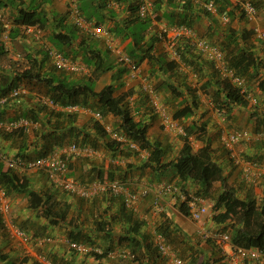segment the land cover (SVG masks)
<instances>
[{"label":"trees","instance_id":"1","mask_svg":"<svg viewBox=\"0 0 264 264\" xmlns=\"http://www.w3.org/2000/svg\"><path fill=\"white\" fill-rule=\"evenodd\" d=\"M166 1L169 5V9L166 11L162 10L163 12L159 11L162 7L161 0L153 2V10H157L159 13L158 19L164 18L165 24L169 26L184 25L195 30L193 27L194 18L191 17L190 12L194 11V7L197 6L196 3L191 0ZM212 1L217 6V13L220 15L224 14L229 18V21L225 24L223 30L224 38L218 41L220 43V45H218L222 51H224L227 65L235 70V74L244 79L243 85L247 88L248 81L250 82L252 79H259L261 73H264V71L262 72V70H264V53L262 57H258L255 54L254 44L251 42L254 34L252 29L237 30L232 26L231 22L234 20L236 13L239 14V18L243 17L238 4H232L230 0ZM9 2L13 5L11 0H9ZM137 4L138 0L135 3H131L128 8L134 13L136 12ZM200 9L202 10L201 13L203 15L209 16V13L206 10L202 7H200ZM48 23H50L48 20L40 18L36 9L20 10L18 18L12 20V26L9 27L7 35L9 40L10 37L11 39H15L17 35L23 37L24 34H22V32L19 33V31H21V26L23 25H34L36 28H40L42 33V30H45ZM94 24L100 25L101 23L96 21ZM1 25L5 30L3 22ZM154 25L153 20H151L149 16L140 18L136 15L121 29L114 26L111 33L115 36L122 34V38L127 35L131 36L133 43L130 45L131 47L127 48L126 54L132 58L137 66L143 61L149 63V69L147 71L150 75L159 76L161 75L160 72L165 74L166 79L156 80L154 83L155 89L163 93L162 95L169 90L172 93L170 97L172 99H177L179 96L183 95V92L180 89V86L169 80V75H174L176 79L181 76L183 79L186 75L178 73L180 65L177 61L167 60L164 55L160 58L159 56L154 55L156 43L160 41L156 32L148 35ZM51 27L50 40L54 45L59 44L62 47L65 45L68 47L72 46L74 40L73 34H76L77 30L74 31L73 28L71 29V26L68 28L70 30H64L63 20L54 21ZM1 31L3 30H0V35H2ZM197 34L199 35V33ZM204 34L206 35V33ZM204 34L202 35L206 37ZM174 48L178 51L181 62H183L190 71L194 72L197 76H204L206 75L205 72L209 71L204 85L206 88L214 87V92L212 94L215 96L214 98H216L219 109L226 115V117H230L234 106H247V90L241 86L233 84L230 79L220 77L214 72L211 69V64L203 58L200 52L196 51V48L187 38L180 37L175 41ZM34 49H36V47ZM43 50L42 47L33 50L35 54L37 52L41 53V59L30 57L32 58V63H30V66L20 74L16 76H11L9 73L1 74L0 97L8 96L11 89L20 85L22 80L27 82H40L46 86L47 95L56 103L60 105L76 104L81 107H88L93 112H98L103 120L108 115L117 117L119 119V124L116 129L112 128L107 131V128L102 121L92 117L85 121L84 124L80 125L78 124V114L75 112L68 113L53 110L44 105H35L26 108L25 110H21L18 115V117H25L33 122L39 123V129L35 131L34 134L36 136L33 139L34 141L31 140V144L29 143V134L21 129L10 132L0 131V136L3 140L9 144L16 142L17 154H15L14 157L22 156L23 158H34L45 156L55 148L65 146L69 143H76L80 146L88 147L92 149L93 152H97V149L102 146L111 154V156L124 153L127 156L137 155V153L143 149L147 152V155L142 162L141 168H148L156 178L166 174L167 170H171L172 176H175L183 183L180 187L183 191L185 190V184L187 182L201 184L200 192L203 194L209 192L215 181L223 183L222 190L218 193L213 202V221L220 225L230 221L231 227L228 232L230 233L232 243L235 246L264 248V202L260 205L257 203L255 197L250 195L240 198L236 194L234 188L226 186L223 167L214 159L208 138H206L204 144L196 150H193L191 146L189 136L195 134V137L202 138L200 135L205 133L204 131L207 125L206 121H201L199 123L194 121L188 124L185 127L183 142L176 157L164 161L165 149L158 141L149 140L144 132L146 124L144 122V116L137 115L139 117L138 119L135 117V115L141 110V97H138L139 101H132V99H130V101H132L130 102L131 104L138 102L136 106L131 108V104L129 105L126 97L131 95L132 90L115 95L114 92L116 86H114V83L106 84L97 90L96 82L90 75L80 80L65 75L57 76L54 75V73H47L42 70L44 61L48 59L47 52ZM58 50L64 54L61 49ZM86 51L87 50H85L83 59H85L84 61L86 62V65H93V71L95 73H105L113 68L111 62L105 61V59L98 54L99 51H96V57L89 56ZM1 54H4L2 43H0V55ZM27 56H31V54L27 53ZM70 58L77 61V58L73 55H71ZM124 70L126 69L121 66L119 73ZM182 72L184 73L183 70ZM145 77L148 79L147 75H145ZM116 78L117 76L115 79ZM117 82L120 86L124 84L122 80H118ZM149 82L151 83V81ZM151 85L153 86L152 83ZM182 85H184L189 93H192V91L195 92V89L193 90L185 85L184 81L181 83V86ZM257 85L261 91H264L263 78L257 82ZM16 98L17 97H14L12 99ZM166 98L168 99L169 97L165 95L163 99L166 100ZM197 98V95L192 93L190 101L183 99L182 103L173 110L172 117L176 120H181L193 116L195 110H197L199 106ZM7 101L4 105L0 106V119H4L5 111L3 107L8 103ZM40 114L42 116H40ZM113 134L123 135L126 141L135 143L138 149H131L130 142L118 141L116 138H113ZM93 154L77 155L70 158L68 162L69 175H72L77 180L85 183L94 180H103L104 178L107 180H117L115 178L119 173L128 176L130 172H133V168L135 169L137 166L128 164L127 168L121 169L122 167L118 166V164H110V166L108 165L110 168H108L107 171L109 169L111 170L107 172V176L105 177L103 176L105 171L104 165L101 160L98 161L91 158L90 156H94ZM246 156L247 159L253 162L261 163L257 158L250 157L249 155ZM85 162L88 163L87 165L89 167L82 171L80 167H82ZM50 185L56 187L55 185ZM0 189H5L7 193L18 192L25 194L27 196L28 207L45 217L49 224L47 226L53 228L55 225H61L60 228L63 229L72 225L71 230L65 235L67 242L84 243L82 241L92 239L93 236L89 232L84 231L85 228L83 226L84 222L90 220L89 218L91 217H85V219L81 220L79 219L81 218L80 213L76 214L77 210L85 209L93 211L97 206L98 201L102 199L106 201L108 207H110L118 200L115 196L109 194H102L91 198L73 197V194H70L63 189H60L62 190L61 194H64L61 197V195H56V192L52 190V187H47L48 191H42L40 189L36 190L30 185L27 176L21 175L11 168H4V163L1 159ZM67 195L71 197L68 201L65 199ZM173 195H175V193ZM60 197L63 199V202H60L61 199H58ZM74 200L76 202H73ZM89 201L90 203L88 205L87 203ZM179 210L185 216L189 215L185 201H182L179 204ZM116 212L115 216H106L95 220L97 225L95 229L103 232L105 236L111 238L112 233L110 234V228L108 227L113 225V223L119 221L123 222L124 224H121L122 231L118 234V243L126 244V251L128 252L127 257L131 256L133 260L138 263L140 258L142 260L143 256L146 255L147 258L144 264H160L162 262L161 256L158 253V250L151 246L150 238L148 239L145 235V231L142 229L145 228V223L142 219H139L136 216L138 213L126 209L123 203L119 205ZM70 214L73 216H70ZM77 221L81 225V227L79 226V229L73 225H77ZM2 227L0 219V228ZM156 229L157 232L166 237L165 239H167V241L169 240V243L175 239L173 236H176L175 234L178 233L177 229L172 225V222L168 218H164L159 224H157ZM30 239L31 242L34 241V244L37 243V239H33L32 236H30ZM93 244L99 245L96 240ZM212 244L214 245V243ZM66 246L67 250L64 249L62 251L63 253L56 250L54 253L50 254L49 258L52 264H84L80 262L81 258L78 255L79 252L70 248L67 243ZM112 249L115 250L113 247H108L100 254L95 252L92 254L97 259H101L107 257L108 252L113 251ZM119 251L126 252L124 249H120ZM216 251L221 258L218 257V261L221 260V263L224 264V262H222L223 256L220 251L217 248ZM188 257L191 259L192 256ZM6 258V256L0 255L1 260H5ZM5 264H13V262L6 261ZM198 264H208V260L202 258Z\"/></svg>","mask_w":264,"mask_h":264},{"label":"rangeland","instance_id":"2","mask_svg":"<svg viewBox=\"0 0 264 264\" xmlns=\"http://www.w3.org/2000/svg\"><path fill=\"white\" fill-rule=\"evenodd\" d=\"M68 28H69V26L67 27V29ZM153 29L155 32L157 30V25H154ZM202 32L199 33L198 37L202 36L204 38V36L202 35L204 33H202ZM47 33L45 32V30H42L41 36L39 38H37V40H35V39H33V40L38 41V42L39 41L44 42L43 38H45L47 36ZM42 35H43V37H42ZM25 37H26V39L29 38L27 35H25ZM205 38H207L210 41H213L214 43L219 44V45H220V43L218 41L220 39H222L221 37H218V38L216 37L215 39H211V37L210 38L205 37ZM6 39L8 41V38H6ZM2 44H3V42H2ZM4 46H5L4 54L0 55V77L2 76L1 75L2 73L3 74L9 73V75H11V76H16V75L20 74L22 71L26 70V68H28L30 66V63H32L31 62L32 58L41 59V57H42V56H40L41 53L37 52L35 54V52L33 50H36V49H34V47L31 46L28 41L26 43L23 40L22 41H17V40L9 41V43L7 45L4 44ZM57 46L62 48V46L59 44ZM115 46L117 48H119V46H117V45H115ZM156 47H158L157 49L155 48L156 51L161 52L166 57L167 60L173 59L172 50L166 44V42L163 39L158 41V43L156 44ZM7 48H9V49H7ZM49 48H52V47H49ZM43 49H45L47 51V48L43 47ZM122 52H124V51H122ZM27 53L31 54V56H27ZM32 53H33V55H32ZM114 55L115 56H113V57L114 58L116 57L115 61H117L118 55L116 53ZM67 56H69V55H67ZM30 57H32V58H30ZM174 59H176V58H174ZM115 61L112 60V62H111V65L113 67H115V65L113 63ZM117 63H118V65H120L119 61H117ZM6 69H8L9 72L6 71ZM208 69H210V68H208ZM42 70L47 72V73H49V72L54 73V75H57L55 72H59V75H65V76H68V77H71L74 79H80V80L83 79L84 77L90 75L96 81L101 76L104 78L103 82H110V83H114V84H116V82L119 80V77H121L122 78L121 80L124 84L122 86H119V88H117L115 90L114 94L119 95L122 92L125 93V92L132 90L131 95L129 97L127 96L129 105L131 104L130 102L135 100L134 99L135 96L133 94H135V93L141 94V91L139 90L140 89L139 84H141L142 78H145L144 76L147 75L148 79L146 78L145 81L146 82L151 81V83L153 84V88H154L155 92L158 94L159 98L161 99V102L165 106L166 110L168 111L169 116L175 121L176 128L169 130V131L165 130L161 124V119L157 116V114H154L152 112V110L149 106L148 98H146V96L142 95V94H141L142 96L140 98L141 99L140 102L142 103V107H141L142 109L135 115V117H136V119H138L139 117L137 115H143V116L146 115V118H144V122L146 123L145 128H144V132H145L146 136L149 138V140L158 141L161 144V146L165 149L164 161L174 159L176 157L181 145H182L184 134L179 133L177 131V129L180 128V129L185 130V127L188 124H190L191 122H194V121L199 123L200 122L199 120H202L201 118L203 117V114H201V116L198 119H195L196 115L198 116V112H195L194 117H189L188 119H185V120L174 119L172 117L173 110L175 108H177L180 105V103L177 102V99H174V98L172 99L170 97L172 95V93L169 90L167 93L162 95L163 93L157 91L155 89V85H154V83L156 82L157 79H160V80H163V78L166 79L165 76L164 77H161V75L152 76L145 69L141 70L140 77H136L134 79L129 78V74H127L126 70H124L123 72H120V73L118 72L117 75H112L113 73H110L108 71H107V73H104V72L95 73L93 71V68H89V70H88L87 67H85V69L82 71L73 72L70 74L68 71H62L61 72L58 68H56L52 64V61L50 60V58H48L44 61V66H43ZM183 70H184L183 74L186 75L185 78L182 79V76H181V77H179V78L177 77V79H175L176 77L174 75L173 76L169 75L170 76L169 80L174 81L176 83L178 81L179 82L184 81L185 85L189 86L193 90L195 89V92L192 91V93H196V95H198L200 93L199 104L200 103L208 104L207 100L211 99V105H208V106H210V108L208 106H206V107L208 108L207 112L211 111L210 113L214 114V117H212L214 120L213 126H214V128L217 129V131H215V133H209V128L206 126V129L204 131L205 133H202L200 135V136H202V138L195 137L196 136L195 134L190 135L189 141L191 143L193 150H196L200 146H202L204 144L207 136H209L208 139H209V145L212 149V155H213L214 159L216 161H219V164L223 167V175L225 177L226 186L227 187L231 186L232 188H234L236 191V194L240 198H244L247 195L254 196L257 203L261 205L264 202V177L263 178H262V176L260 178L258 177V180H256V182H254V183L246 182L243 179V177L241 176L240 171L230 161V159L227 155V152L222 147L220 140H219V134H220V131H221L223 126H225L226 128H229V129H247L251 133H253L255 136L257 133L264 132V91H261L257 85V82L261 78L264 79V73H261V76L259 79H256V80L252 79L250 82L249 81L247 82L246 90H247L248 94H250L251 97H255V99H256L255 103H252V101H251V102H248L247 106H238V107L234 106L232 108V111H234V113L233 114L231 113L230 117H226V119L222 123L219 124V123H217L218 118H217V114H216V110L219 109V107L217 105L216 98H214L215 96H213V94H212L214 92V87L206 88L204 85V82L207 78L206 76H207L209 71L205 72L206 75H204V76H197L194 72L190 71V69L188 67H187V69H183ZM263 71L264 70H262V72ZM116 76H117V78L114 80L113 78ZM100 84L97 85V89H99V87L102 88L104 86V85H100ZM20 85L25 86L27 92L23 95H20L16 99H12V98L8 99V101H7L8 103L3 107V109L5 111L4 119L18 118L19 112L21 110H25L26 108L33 107L35 105H42L41 103L38 102V99L40 101V99L42 97L47 96L46 86L43 83L34 82V81L33 82H27L25 80H22ZM134 85L138 86V88H139L138 91L133 88ZM180 89H181V87H180ZM187 93H189V92L187 91ZM165 95H167L169 97L168 99L166 98V100L163 99ZM131 96H133V98ZM130 97L132 98V101L129 100ZM190 99H191V95H190L189 101H190ZM136 103L138 104V102H136ZM133 106H134V104L130 105L131 108ZM41 114H40V116H42ZM234 115L236 118L235 117L232 118ZM90 118H92L91 113H89L88 115L85 114L83 116H80L78 118V120L80 119L78 124L81 125L82 121L85 122V120H89ZM102 122H103L104 126L110 128V129H112V128L116 129L118 124H119V119L115 116L108 115L104 120H102ZM238 123H240V124H238ZM255 126H257V128H255ZM38 129H39V124H36V126L32 127L30 132H28L30 144H31V140L34 141L33 139L36 136L34 133ZM120 135L121 134H118V136H120ZM123 135H122V137H124ZM255 136L252 137L250 140L239 142V144H237L235 146V151L237 154H239L243 158H246L247 157L246 155H249L250 157L257 158V159H259L261 164L264 165V140L253 139V138H255ZM0 146H1V150L4 152V154L9 156V157H12L15 154H17L16 142L9 144L5 140H3V138L0 136ZM252 149L254 150V152L252 151ZM255 150H258V153H255ZM93 155L94 156H90V157L94 158V160H98V161L101 160L102 163L108 162L109 166H110V164H118V166L122 167L121 169L127 168L128 164L137 165L135 169L133 168V172H130L128 174V176H124L122 173H119L115 179L125 182L130 189H131V186L135 187L137 185H143V184L150 185L151 190L148 193V195L145 198H143L142 204L140 202V204L138 205V207H140V205H141V210L139 208V210L137 212L138 214H136V216L139 219H142L144 221L145 225L147 226V229H145V235L148 237V239L150 238L151 246L153 248H155L154 235L157 232L156 228H157L158 223L157 222L151 223L150 222L151 218L146 217V213L150 210L152 203H153V200L155 198L154 188L156 185H158L161 182L173 183V184H176L178 187H181L183 183L178 178H176L175 176H172L171 170H167L166 174H163V175L156 178L155 175L148 168L142 169L141 168L142 162L147 155V152L143 149L140 150L137 153V155L127 156L124 153V154H116V156H111V154L105 148L100 146V148L97 149V152H94ZM87 160H89V159H87ZM87 162H85L83 164V166L80 167V169L82 171L86 170L87 167H89L87 165L88 164ZM4 168H6L5 164H4ZM20 174L27 176V178H29L30 185L32 187H34L36 190L40 189L42 191H48L47 187H52V190L54 192H56V195H61V197L64 195V194H61L62 190H60V188L51 186L49 184L47 176L43 172L36 171V172H27V173H20ZM200 187H201V185H197V184L195 185L194 182H189V184H187V183L185 184V190L184 191L182 189L181 190L185 194V197L189 196L188 198H190V196H203V197H205L210 204L208 212L202 217L200 222L193 221L191 218H189V216H187L188 219H186V223L191 228L192 231L188 230L187 231L188 234L186 236H183L182 234L178 235V233H177V234H175L176 236H173L175 238V239H173L174 241L172 240L169 243L168 242L169 240L167 241V239H166V242L170 245V247L172 248V250L175 252V254L177 256L183 258L184 264H198L202 258L207 259L208 264H222L221 260L218 261V257L220 258V256L217 253L215 246L212 244V242L205 241L204 238L201 236V234H199L197 232V230H198L199 226L205 227L207 229L218 228L221 230H227V231L230 230V227H231L230 221H227L224 224L220 225L218 223H215L212 219V216L214 215L213 202L216 199L218 193L222 190L223 183H221L220 181H215L212 184V187L209 190V192H207L206 194L205 193L203 194L200 192L201 191ZM1 190L6 194V197L9 200V204H10L9 210L10 211L8 213V219L12 222V224H15L16 226L28 231L29 234L31 232L30 230L34 229V227H35V229H41L43 226L46 227L47 225H49L48 221L45 217H43L40 213H36L35 210L30 209L28 207L27 196L25 194L18 193V192L7 193L5 191V189H1ZM61 197L58 199H61ZM73 197H78V196L74 195ZM174 197H175V201H177V203L180 204L182 202L180 199H177L176 195H174ZM116 199H118V198H116ZM60 202H63V199H61ZM117 202L121 203V201L119 199L115 203H117ZM143 205H145V206H143ZM94 206H96V205H94ZM98 206L101 207V205L99 203L97 204L96 207H98ZM114 206H116V205L113 204L112 208L115 210L116 207H114ZM118 206H117V208H118ZM110 209L111 208L106 207L105 209L103 208L100 213H99V211H97L98 214L92 215V217L89 218L90 224L92 223V221L95 222V220H98V218L100 219L101 217L104 218L106 216H109L108 211L110 213V216L112 217V212L114 210H112L110 212ZM21 213H24V214L30 215V216L32 214L31 217L37 218L36 222L33 223L34 226H33V224L27 223L26 219L21 216ZM34 213H35V216L33 215ZM155 214H156V216H163V215L166 216V210L164 209L161 212H158ZM148 215L150 216L151 214H148ZM116 224H118V223H115V225ZM115 225H112V228H115V230H116L115 233L111 232L109 230L110 234L112 233L111 238L105 236L102 233L100 235L92 236V239L82 241L87 246L91 247V250L87 251L86 253H78V255L81 258L80 262H82L84 264H141V263L144 264V262L147 258L146 255L143 256L142 260L140 258L141 261L139 260V262L137 263V261L133 260V258L131 256L114 257V258L103 257L101 259L100 258L97 259L92 254L93 252L100 254V252L93 250V248H96L97 250H100L102 252L105 249H107L108 247H113V248H115V250L116 249L117 250L124 249L125 251L127 250L125 243H118V234L120 231H122V229H121L120 225H117L116 227H115ZM54 227L57 228L58 230L61 229L60 228L61 225H55ZM0 232H1V234H3L2 236L4 237V240H5L4 242L6 243L5 246L0 249V255H4V256L8 257V255H9L8 250H12V251L15 250V251H17V253L19 252V255L17 257L13 258V260H12L13 264H15V263H17V264H28L27 262L29 259H31V256H28V255L24 256L23 249L17 245V243L10 236V234L6 228H3V227L0 228ZM31 236L33 238L35 237L32 234H31ZM185 237H187V238H185ZM109 238H110V240H109ZM53 239H54V237L52 238V240L45 241L41 245L35 246L36 253L42 254L43 256H45L46 259L50 260V258H49L50 254L55 252V251L53 252L50 250H49L50 252L48 251V247L51 246V242H52V244H54ZM95 240H96V242L99 243L100 246L98 244L97 245L93 244L95 242ZM112 242H115V245H110V244H112ZM60 243H61L60 246H61L62 250L58 251V252L63 253L62 251L64 249L67 250L66 241H64V243H62V242H60ZM32 247H34L33 242L31 244V248ZM112 250H114V249H112ZM188 256H192L191 259H189L190 257H188ZM37 259H35V261H33V264H41V262H39ZM134 259H135V257H134ZM160 264H164L163 261Z\"/></svg>","mask_w":264,"mask_h":264},{"label":"built area","instance_id":"3","mask_svg":"<svg viewBox=\"0 0 264 264\" xmlns=\"http://www.w3.org/2000/svg\"><path fill=\"white\" fill-rule=\"evenodd\" d=\"M69 6V12L74 25L94 37L106 36L107 44L109 48L118 55V61L128 69L129 78L134 79L140 77V68L137 64L119 47L112 45L110 40V33L107 27L103 25H95L91 20L85 18L79 9L77 0H65ZM184 1V0H179ZM202 2L205 9L214 11L215 6L212 0H194ZM242 10L249 20L256 18L257 11L253 4L245 0L241 3ZM153 9V3L151 0H140L137 8V15L140 18H145L150 15ZM226 20V18H224ZM3 22L5 31H8L9 24L6 21ZM22 34L27 36H33L39 38L41 36V29L36 28L34 25L21 26ZM255 36L261 40L264 39V31L254 28ZM159 36L164 38L167 45L171 48L173 58L179 59L178 53L173 50L175 41L180 37L187 38L190 43L200 52L205 59L209 60L218 73L229 78L235 85L241 86L244 83V79L241 76L235 74V72L229 68L225 62L223 52L215 45L211 44L204 38L197 37L193 30L190 28L180 26H169L166 24L159 26ZM48 55L52 62L59 69H66L74 71L78 69L77 64L71 62L68 58L64 57L61 52L56 49L48 48ZM175 59V60H176ZM145 77V76H144ZM145 78H142L141 89L147 94L149 105L152 111L158 115L161 119V124L165 130H172L176 128L175 121L169 116L168 111L161 102L158 94L154 91L152 85ZM27 92L24 86H17L11 89L9 97H19ZM6 97H0V105H4L7 101ZM41 102L51 108L59 109L65 112L74 111H88L86 108H81L77 105H58L53 99L46 96L41 99ZM95 117L100 119L101 115L96 112ZM36 126L31 120L25 117L0 119V131L10 132L13 130L21 129L24 132H30L31 128ZM179 133H183V129H177ZM251 135L247 130H232L225 131L221 135V141L225 147L231 151V156L237 167H239L244 180L254 183L258 180V177L264 176V166L253 162L251 160L242 159L235 155L233 151L234 145L241 140L250 139ZM113 138L119 141H124V137L118 134H113ZM131 148H137L134 143H130ZM94 152L88 147L80 146L76 143H70L65 146L57 147L45 156L34 158H23L22 156L9 157L4 154L0 146V159L6 165V168H11L18 173L27 172H43L50 184L65 190L66 192L76 195L82 198H91L102 194H109L113 196L121 197L125 207L133 212L138 211V205L140 201L148 195L151 190L150 185L143 184L138 185L135 190H130L126 183L119 180H94L91 182H81L74 176L69 175L68 162L69 159L77 155H92ZM155 199L152 204V212L158 213L164 209L165 196L178 194L182 201H185L188 207L189 216L192 220L200 222L202 217L208 212L210 204L201 196L185 197L180 191V188L173 183L161 182L155 188ZM10 209L9 200L6 194L0 189V214L2 217V223L4 228L7 229L10 236L14 239L18 246L23 249L24 255L33 254L30 247V235L24 229L12 224L8 219V213ZM197 232L201 234L204 240H209L214 243L215 247L220 251L223 256L222 262L225 264H264V248L256 247H239L232 243L231 236L228 231L221 229H207L205 227L198 228ZM47 238L38 239L37 243L42 244L47 241ZM67 244L70 248L78 251L79 253H86L91 248L83 243L70 242ZM154 244L161 256L164 264H184V261L175 254L170 245L166 242L165 237L161 233H155ZM98 251V250H96ZM128 252H108V257L115 256H127ZM37 260L41 264H52V262L45 258L42 254H37Z\"/></svg>","mask_w":264,"mask_h":264},{"label":"crops","instance_id":"4","mask_svg":"<svg viewBox=\"0 0 264 264\" xmlns=\"http://www.w3.org/2000/svg\"><path fill=\"white\" fill-rule=\"evenodd\" d=\"M13 5L10 4L9 0H1L0 3V30L2 32V35H0V43L3 42V50H5V46L4 44H8L9 41H24L25 43L28 41L29 44L31 46H33L34 48H49L52 47L53 49H61L64 54H68L69 56L73 55L77 58V62L79 64V66H83L85 65L87 67V69L89 70V68H93L92 64L86 65V62L84 61L85 59H83L84 55H85V50H87L86 52H88L89 56H95L96 57V51H99V55H101L105 61L107 62H112V60H116L113 56H115L114 52L110 51L111 49L109 48V44H107L108 40L106 36H100V37H94L93 35L78 29L74 23L72 22L71 19V14L69 12V6L68 3L65 0H11ZM137 0H77V4L79 6V9L81 10L83 16L85 18H87L88 20H91L93 23L96 21H99L101 23V25H103L104 27H107L109 29V35H110V40L112 41V45H117L120 48L123 49V51L126 53V50L128 47H131L130 45H132L133 40L132 37L127 35L126 37L122 38V34L121 35H117L115 36L114 34L111 33V30L114 29L115 27L118 28H122L124 27L125 24H127L133 17H135L137 15L136 12H132L128 6L131 3H135ZM153 2H157V0H152ZM241 0H230V2L232 4L237 3L239 6V2ZM254 6H256L257 8V17L254 20H248L245 17L239 18V14L236 13V16L234 18V20L231 22L232 26L235 27L237 30H242V29H250L253 27H256L260 30L264 31V0H250ZM160 2V1H159ZM161 8H160V12L166 11L167 9H169V5L167 4L166 0H161ZM196 3L197 6H195L194 11L190 12V15L192 18H194V24L193 27L195 28V32L196 33H206V37H211V39H215L216 37H221L224 38V33L223 30L225 28V24L222 22L221 20V15L218 14L217 12L215 13H209L208 15H203L201 13V9H200V3L199 2H194ZM30 9H36L38 12V15L40 16V18H42L43 20H48L47 27L45 28V32L47 33V36L44 38V42L42 41H34L33 39L37 40L36 37L33 36H28L29 38L26 39V37H22L19 35H17L15 37V39H11L9 40V37L7 35V32L2 28V21H6L8 22V24L10 26H12V20H15L16 18H18V14L20 12V10H30ZM163 10V11H162ZM152 10L149 17L151 18V20H153V24L157 25L158 24H162L164 23L165 19L161 18L158 19L159 17V13L158 11H154ZM56 20H63V24H64V30H70L67 29V27L71 26V29L73 28V30H77L76 34L74 33V40H73V44L72 46L68 47V46H63L58 47L57 45H54L51 40H50V32H51V26L53 24V22ZM161 20V21H160ZM21 31H19V33H21ZM114 32V31H113ZM154 33V29L150 30L149 34H153ZM157 34V33H156ZM147 35V36H148ZM24 36V35H23ZM8 38V41L7 39ZM251 42H253L254 44V52L258 57H262L263 53H264V42H262L259 39H256L254 37H252ZM158 43V42H157ZM156 43V44H157ZM28 45V44H27ZM156 49L158 47H155ZM9 49V48H7ZM110 49V50H109ZM156 49L154 50V55L155 56H159L162 57L163 54L161 52L156 51ZM43 51H46L45 49ZM90 51V52H89ZM93 51V52H91ZM101 53V54H100ZM67 56V55H66ZM112 59V60H111ZM106 62V63H107ZM117 61L113 62L115 67H113L111 70H108V72L113 73L112 75H117L120 69V65H118V63H116ZM83 64V65H82ZM119 67V68H118ZM140 70L145 69L146 71L149 69V63H147L146 61H143L140 65H139ZM87 70V71H88ZM6 71L9 72L8 69H6ZM148 72V71H147ZM57 74V76L59 75V72H55ZM107 73V72H105ZM179 74L183 75V72L181 70V68H179L178 70ZM161 77L166 76L165 74L161 73ZM176 75V74H175ZM177 76V75H176ZM119 77V76H118ZM103 77H99V79H97L96 82V89H97V85H106L109 84L110 82H103ZM115 79V77H114ZM122 78L119 77V80H121ZM164 79V78H163ZM176 79V78H175ZM174 82V81H173ZM175 84H177L178 86L181 87V90L183 92V95L177 98V102L178 103H182L183 99L185 100H189L190 95L192 93H187V90L184 88V85L181 86L182 82H174ZM114 86H116V89L119 88L120 84L118 85V82H116V84H114ZM101 87H99L100 89ZM133 88L135 90L138 91V86L134 85ZM97 89V90H99ZM115 89V90H116ZM131 89V88H130ZM140 90V89H139ZM141 91V90H140ZM167 93V92H166ZM196 94V93H195ZM135 96V100H138V97H141V94H133ZM167 96V95H166ZM129 97V95H128ZM128 97H126L128 99ZM133 98V96H131ZM129 99H132V98ZM197 99L199 101L200 99V93L197 95ZM208 104H203L200 103L197 110L195 112H198V116L196 115L195 119H198L201 114H203V117L201 118V121H206L207 123V127L209 128V133H215V131H217L216 128H214L213 126V118L214 114H211L209 112H207V107L208 105H211V99L207 100ZM142 104V103H141ZM137 103H134V106H136ZM142 107V106H141ZM210 108V106H208ZM142 109V108H141ZM194 112V113H195ZM86 112H82V113H78V118L80 116L85 115ZM234 113V111H232V114ZM80 114V115H79ZM89 113H87L86 115H88ZM197 114V113H196ZM92 115V114H91ZM190 116V117H194ZM235 115L232 117L234 118ZM146 118V115L143 117ZM189 118V117H188ZM186 118V119H188ZM236 118V117H235ZM80 120V119H79ZM185 120V119H183ZM87 121V120H85ZM82 124H84V122H81ZM192 123V122H191ZM240 124V123H238ZM255 128H257V126H255ZM209 136H207L208 138ZM252 151L254 152V150L252 149ZM255 153H258V150H255ZM104 165V175L103 176H107V172L111 169H109L107 171L108 167V162L102 163ZM88 169V167H87ZM88 172V171H87ZM187 184H189V182H187ZM200 185L198 183H195V185ZM195 187V186H194ZM198 187V186H197ZM136 189V187H132L131 186V190ZM65 199L70 200L71 197L69 195H67V197H65ZM143 200V199H142ZM140 201L141 204L143 201ZM73 202H76L75 200ZM90 201L87 203L89 205ZM98 203L101 205V207H95L94 210H85V209H79L76 211V214L81 215V218L79 219H85V217H92V215L98 214L97 211H99V213L101 212V210L103 208L108 207V203L106 201H104L102 199L98 201ZM140 204V203H139ZM179 203H177V201H175V199L173 198H166L165 200V210H166V216L168 217V219L172 222V225L177 229L178 235L182 234L183 236H186L188 234V230L192 231L191 228L187 225L186 223V219H188L187 216H185L180 210H179ZM114 207H116V209L114 210L112 208L113 204L109 207L110 212L112 210H114L112 212V216L116 215V211L119 208L118 205H121L120 203H115ZM118 206V208H117ZM145 206V205H143ZM142 206V207H143ZM140 208L141 210V205L140 207H138V209ZM30 213V212H29ZM108 214L110 216V213L108 211ZM115 214V215H114ZM148 214H151L150 216ZM35 216V213L33 214ZM21 216L24 217L27 221V223L29 224H33L34 222H36L37 218L35 217H31L30 215H26L24 213H21ZM70 216H73L70 214ZM166 216H156V214L154 212H152V209L150 208V210L146 213V217L147 218H151L150 222L154 223L157 222L158 224L164 219L167 218ZM108 217V216H107ZM80 220V221H81ZM95 223V224H94ZM118 224L115 225V223H113V225H115V227L117 225L124 224L123 222L119 221L116 222ZM77 225L73 224L77 229H79V226L81 227L80 223L77 221L76 223ZM90 220H87L86 222H84V231L89 232L90 234L94 235H100L103 232L97 231L96 228V222H93L90 224ZM34 226V224H33ZM145 228H142L144 231L145 229H147V226L144 225ZM44 227V228H43ZM41 229H32L30 230V235H34L35 237L33 239H43V238H47L48 240H52V238L54 237V244H52L51 242V246L48 247V251H56L59 250L61 251L62 248L60 246V242L64 243V241H66V234L68 231L71 230L72 225H69L65 228H61L60 230H58L57 228H51L50 226H43ZM110 227V231L115 233V228H112V225L109 226ZM108 227V228H109ZM2 231V230H1ZM119 232V231H118ZM121 232V231H120ZM3 234H1L0 232V249L3 248L5 246V240L4 237L2 236ZM187 238V237H185ZM34 243V241H32ZM31 242V244H32ZM59 242V243H58ZM37 245H41L39 243L34 244V247H32V252L33 254H31V259L28 260V264H33V261H35L37 253L35 251V246ZM53 245V246H52ZM110 245H115V242H112V244ZM49 251V252H50ZM8 257L5 260H0V264H5V262H12L14 257H17L19 255V252L17 253V251L15 250H8ZM33 259V260H32Z\"/></svg>","mask_w":264,"mask_h":264},{"label":"clouds","instance_id":"5","mask_svg":"<svg viewBox=\"0 0 264 264\" xmlns=\"http://www.w3.org/2000/svg\"><path fill=\"white\" fill-rule=\"evenodd\" d=\"M152 1V0H151ZM191 1H193V2H197V1H194V0H191ZM243 1H245V0H241L240 2H239V10H240V12L243 14V17H245L246 19H248L247 17H246V15L244 14V12H243V10H242V7H241V3L243 2ZM248 1H250V0H248ZM139 2H140V0H138V4H139ZM251 2V1H250ZM152 3H153V1H152ZM200 3V6L204 9V10H206L208 13H215V12H217V6H216V4L214 3V6H215V10L214 11H209V10H207V9H205L204 7H203V5H202V2H199ZM252 3V2H251ZM138 4H137V8H138ZM253 4V3H252ZM253 6H254V4H253ZM255 8H256V6H254ZM153 10V9H152ZM256 11H257V8H256ZM136 13H137V9H136ZM138 16V15H137ZM139 17V16H138ZM256 17H257V15H256ZM221 20H222V22L224 23V24H226L229 20V18H228V16H226V15H221ZM224 18H226V20H224ZM255 19V18H254ZM253 19V20H254ZM249 20V19H248ZM163 24H165V22L164 23H162V24H158V27H157V30L155 31L157 34H158V36H159V26L160 25H163ZM167 25V24H166ZM9 27H10V25H9ZM254 28L255 27H253V28H250V29H252L253 30V32H254ZM8 30H9V28H8ZM109 30V29H108ZM192 30V29H191ZM194 31V33L197 35V37H198V34L195 32V30H193ZM263 31V30H262ZM253 37L254 38H256V39H259V38H257L256 36H255V32H254V34H253ZM159 38H160V40L161 39H163L164 41H165V39L164 38H162V37H160L159 36ZM200 38H203V37H200ZM204 39H206L207 41H209L211 44H213V45H215V46H217L221 51H222V49L220 48V46L218 45V44H216V43H214L213 41H210L209 39H207V38H205L204 37ZM259 40H261V39H259ZM262 42H264V39L263 40H261ZM166 42V41H165ZM167 44V43H166ZM175 46V45H174ZM122 49V48H121ZM56 50H58V49H56ZM110 50V49H109ZM173 50H175L176 51V49L174 48ZM59 51V50H58ZM110 51H112V50H110ZM122 51H123V49H122ZM197 51V50H196ZM47 54H48V48H47ZM60 52V51H59ZM112 52H114V51H112ZM177 53H178V51H176ZM198 52V51H197ZM223 52V54H224V51H222ZM62 53V52H61ZM125 53V52H124ZM63 54V53H62ZM63 56L64 57H66V58H68L71 62H73V63H75V64H77V66H78V69L77 70H74V71H70V70H66V69H59L58 67H56L55 65H54V63L52 62V64L56 67V68H58L61 72L62 71H68V72H70V73H73V72H78V71H82V70H84L85 69V67L86 66H79V64H78V62L77 61H73L72 60V58H70L69 56H66L65 54H63ZM117 56V55H116ZM129 56V55H128ZM203 56V55H202ZM130 57V56H129ZM224 57H225V54H224ZM48 58H50L49 57V55H48ZM203 58H204V56H203ZM132 59V58H131ZM205 59V58H204ZM50 60H51V58H50ZM172 60H175L174 58L172 59ZM205 60H207V59H205ZM52 61V60H51ZM117 61H118V56H117ZM175 61H177L178 63H179V65H180V68H181V70H183V69H187V66L183 63V62H181V60L180 59H178V60H175ZM120 62V61H119ZM207 62L208 63H210L211 65V69L214 71V72H216L220 77H223V76H221L219 73H218V71L213 67V64L209 61V60H207ZM225 62H227L226 61V58H225ZM227 64V63H226ZM120 66H122V67H124L122 64H121V62H120ZM228 66V65H227ZM229 67V66H228ZM125 69H126V72H127V74H129L128 73V69L126 68V67H124ZM229 68H231V67H229ZM234 72H235V70L233 69V68H231ZM184 71V70H183ZM140 72H141V70H140ZM239 76V75H238ZM223 78H227V77H223ZM229 79V78H228ZM231 81V80H230ZM232 82V81H231ZM150 83V82H149ZM233 83V82H232ZM151 84V83H150ZM234 84V83H233ZM18 86H22V85H18ZM17 87V86H16ZM25 87V86H24ZM139 87H140V90H141V94L142 95H145L146 96V98H148V96H147V94L146 93H144L143 92V90L141 89V84H139ZM153 87V86H152ZM242 87L244 88V89H246V87L244 86V85H242ZM154 89V88H153ZM243 89V90H244ZM155 91V90H154ZM48 96V95H47ZM46 97V96H45ZM48 97H50V96H48ZM8 98H12V97H9L8 96ZM8 98H7V100H8ZM18 98V97H17ZM43 98V97H42ZM41 98V99H42ZM51 98V97H50ZM41 99H40V101H39V99H38V102L39 103H41L42 105H44V106H46L47 108H50V109H53V110H59V109H54V108H51V107H49V106H47V105H45V104H43L42 102H41ZM52 99V98H51ZM130 100V99H129ZM54 101V100H53ZM252 101V103H255V101H256V99H255V97H251L250 96V94H248V102H251ZM55 102V101H54ZM148 102H149V100H148ZM56 103V102H55ZM56 104H58V103H56ZM58 105H60V104H58ZM67 105H76V104H67ZM1 106V105H0ZM61 106H64V105H61ZM77 106H79V105H77ZM150 106V105H149ZM79 107H81V106H79ZM81 108H85V107H81ZM151 108V107H150ZM86 109H88V111H74L75 113H82V112H86L85 114H87V113H91L92 114V117H94L95 119H97V120H100V121H102L103 120V118L101 117L100 119H98V118H96L95 117V115H94V113H96V112H93L90 108H88V107H86ZM152 110V109H151ZM59 111H62V110H59ZM63 112H65V111H63ZM74 112H68V113H74ZM153 112V111H152ZM154 113V112H153ZM155 114V113H154ZM216 114H217V118H218V122L217 123H222L225 119H226V116H225V114L220 110V109H217L216 110ZM143 116V115H142ZM158 116V115H157ZM30 120V119H29ZM33 122V121H32ZM33 123H36V124H39V123H37V122H33ZM198 123V122H197ZM207 126V125H206ZM107 128V131L108 130H111L110 128H108V127H106ZM232 130H247V129H229V128H226L225 126H223L222 127V129H221V131H220V134H219V140H220V143H221V145H222V147L224 148V150L227 152V155H228V157H229V159H230V161L233 163V165L240 171V169H239V167H237L236 165H235V163H234V161H233V157L231 156V151H229L226 147H225V145L222 143V141H221V135L225 132V131H232ZM183 131H184V135H185V130L183 129ZM249 133H250V135H251V137H250V139L252 138V137H254L255 135L253 134V133H251L249 130H247ZM26 133H28V132H26ZM122 136V135H121ZM250 139H248V140H250ZM253 139H256V140H258V139H262V140H264V132H262V133H257L256 134V136H255V138H253ZM119 141V140H118ZM242 141H247V140H241V141H239V142H242ZM122 142H130V141H126L125 139H124V141H122ZM239 142H237L235 145H234V147H233V151L235 152V155L236 156H238V157H240V158H242V159H246V160H249V159H247V158H243V157H241L239 154H237L236 153V151H235V146L237 145V144H239ZM130 143H132V142H130ZM70 144V143H69ZM135 144V143H134ZM68 145V144H67ZM136 145V144H135ZM136 147H137V145H136ZM131 148V147H130ZM131 149H138V147L137 148H131ZM218 163H219V161H217ZM259 164H261V163H259ZM262 165V164H261ZM264 166V165H263ZM240 173H241V171H240ZM241 176H242V173H241ZM264 176H262V178H263ZM103 180H107V179H103ZM246 181V180H245ZM49 182V181H48ZM246 182H248V181H246ZM248 183H251V182H248ZM127 185V184H126ZM175 186H177L176 184H174ZM201 185V184H200ZM138 186V185H137ZM137 186H135L136 188H137ZM157 186V185H156ZM155 186V187H156ZM127 187H128V185H127ZM178 187V186H177ZM129 188V187H128ZM178 188H180V187H178ZM130 189V188H129ZM131 190V189H130ZM135 190V189H134ZM180 191L182 192V190L180 189ZM183 193V192H182ZM184 194V193H183ZM176 196H177V199H180L181 200V198L179 197V195L176 193L175 194ZM168 196V198H174L175 199V197H174V195H167ZM167 196H165V200H166V198H167ZM189 197V196H188ZM201 197H203V196H201ZM115 198H118L120 201H121V203H123V201H122V199H121V197H119V196H115ZM203 198H205V197H203ZM206 199V198H205ZM207 200V199H206ZM154 201V200H153ZM182 201V200H181ZM208 201V200H207ZM153 204V203H152ZM123 205H124V203H123ZM125 206V205H124ZM126 208V207H125ZM164 208H165V204H164ZM127 209V208H126ZM151 209H152V206H151ZM129 210V209H128ZM139 210V209H138ZM164 210V209H163ZM138 212V211H137ZM136 212V213H137ZM189 212V211H188ZM1 216V215H0ZM189 216V215H188ZM145 218V217H144ZM189 218H190V216H189ZM1 219V224H2V226H3V223H2V217L0 218ZM194 221V220H193ZM148 223V222H147ZM3 228H4V226H3ZM26 231V230H25ZM225 231H227V230H225ZM28 232V231H27ZM29 233V232H28ZM156 233H159V232H156ZM230 234V233H229ZM30 235V234H29ZM31 236V235H30ZM48 241V240H47ZM205 241H209V240H205ZM45 242V241H44ZM211 242V241H210ZM66 243H67V240H66ZM84 244V243H83ZM86 245V244H85ZM155 245V244H154ZM87 246V245H86ZM215 246V245H214ZM30 247H31V241H30ZM89 247V246H88ZM91 248V247H90ZM156 248V247H155ZM93 250H97L96 248H93ZM156 250H157V248H156ZM113 251H116V252H121V251H119V250H113ZM97 252H102V251H100V250H98ZM127 252V251H126ZM125 253V252H124ZM25 256V255H24ZM28 256H30V254L28 255ZM108 257V256H107ZM115 257H123V256H115ZM110 258H114V257H110ZM183 260V259H182ZM15 264H17V263H15ZM225 264V263H224Z\"/></svg>","mask_w":264,"mask_h":264}]
</instances>
